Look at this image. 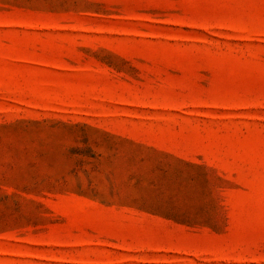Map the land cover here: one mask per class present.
I'll use <instances>...</instances> for the list:
<instances>
[{
    "label": "rangeland",
    "instance_id": "1",
    "mask_svg": "<svg viewBox=\"0 0 264 264\" xmlns=\"http://www.w3.org/2000/svg\"><path fill=\"white\" fill-rule=\"evenodd\" d=\"M0 264H264V0H0Z\"/></svg>",
    "mask_w": 264,
    "mask_h": 264
}]
</instances>
